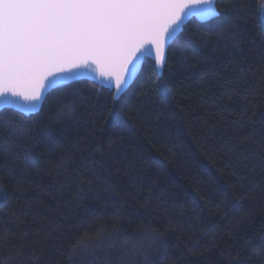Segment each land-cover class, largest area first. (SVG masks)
Masks as SVG:
<instances>
[{
  "label": "trees",
  "instance_id": "obj_1",
  "mask_svg": "<svg viewBox=\"0 0 264 264\" xmlns=\"http://www.w3.org/2000/svg\"><path fill=\"white\" fill-rule=\"evenodd\" d=\"M217 9L162 80L144 62L120 126L87 80L0 112V264H264V0Z\"/></svg>",
  "mask_w": 264,
  "mask_h": 264
},
{
  "label": "snow or ice",
  "instance_id": "obj_2",
  "mask_svg": "<svg viewBox=\"0 0 264 264\" xmlns=\"http://www.w3.org/2000/svg\"><path fill=\"white\" fill-rule=\"evenodd\" d=\"M224 0H0V106L37 114L51 92L81 82L95 64L96 81L112 94L109 121L120 126L115 107L151 60L162 80L168 52L192 18L219 21ZM235 24L238 4H227ZM257 16L260 30L264 20ZM227 35V32L222 34ZM23 97V101L20 100ZM0 195V204L7 201ZM162 246L163 241L157 238ZM77 245L68 250L73 256ZM3 253H0L2 256ZM71 264V261H70ZM151 264H157L155 260Z\"/></svg>",
  "mask_w": 264,
  "mask_h": 264
},
{
  "label": "water",
  "instance_id": "obj_3",
  "mask_svg": "<svg viewBox=\"0 0 264 264\" xmlns=\"http://www.w3.org/2000/svg\"><path fill=\"white\" fill-rule=\"evenodd\" d=\"M216 7H217V4H216ZM193 19H195V20H197L196 18H192L191 20H193ZM190 20V21H191ZM189 21V22H190ZM198 21V20H197ZM189 22H187L186 24H185V26L189 23ZM199 23H208V22H200V21H198ZM184 26V27H185ZM184 27H183V29H184ZM146 61V60H145ZM143 65H144V62L142 63V65H141V70H142V67H143ZM166 65V64H165ZM164 68H165V66H164ZM92 69L94 70V71H89L87 74H86V77L84 78V79H82V80H87V81H90V82H93V81H96V79H97V77L100 75V69L95 65V64H92ZM141 72V71H140ZM140 72L138 73V76H139V74H140ZM163 72H164V69H163ZM137 76V77H138ZM81 80V81H82ZM135 82V80L133 81V83ZM93 83H95V84H97L98 86H100V87H102L100 84H99V82H93ZM132 83V84H133ZM132 84L129 86V88L132 86ZM103 88H106V87H103ZM129 90V89H128ZM48 96V95H47ZM20 100L21 101H23V97H20ZM45 101V100H44ZM44 101H43V103H44ZM43 106V105H42ZM42 108V107H41ZM7 109H9V110H15L16 112H18V113H20V111L19 110H17V109H13V108H11V107H9V106H0V112H2L3 110H7ZM41 110V109H40ZM39 113V112H38ZM21 114V113H20ZM32 115H36V114H31V115H25V116H32Z\"/></svg>",
  "mask_w": 264,
  "mask_h": 264
}]
</instances>
